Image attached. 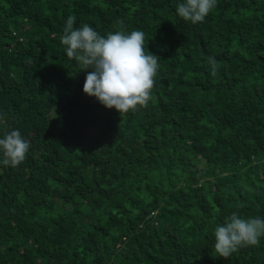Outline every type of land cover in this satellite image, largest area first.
I'll return each instance as SVG.
<instances>
[{
    "label": "trees",
    "instance_id": "obj_1",
    "mask_svg": "<svg viewBox=\"0 0 264 264\" xmlns=\"http://www.w3.org/2000/svg\"><path fill=\"white\" fill-rule=\"evenodd\" d=\"M183 2L0 0V138L30 141L19 166L0 163V264H264V236L214 249L233 212L264 219V0H218L197 24ZM70 15L144 33L161 57L147 107L83 92Z\"/></svg>",
    "mask_w": 264,
    "mask_h": 264
},
{
    "label": "clouds",
    "instance_id": "obj_2",
    "mask_svg": "<svg viewBox=\"0 0 264 264\" xmlns=\"http://www.w3.org/2000/svg\"><path fill=\"white\" fill-rule=\"evenodd\" d=\"M217 3L218 0H185L177 5L176 12L184 21L197 24L205 20ZM75 20V15L67 18L61 42L66 46L68 58L75 59L82 69H92L86 74L83 92L109 109L114 107L120 114L147 107L161 57L145 52L144 33L116 31L103 36L87 23L74 29ZM208 63L211 75L215 76L220 62L209 56ZM29 149L30 141L18 129L8 131L0 138L3 155L0 163L15 168L25 161ZM214 236L216 253L228 259L240 247L259 245L264 236V219H245L233 212L215 227Z\"/></svg>",
    "mask_w": 264,
    "mask_h": 264
}]
</instances>
